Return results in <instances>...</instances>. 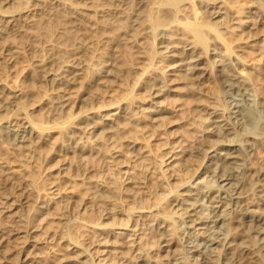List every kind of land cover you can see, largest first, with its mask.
Listing matches in <instances>:
<instances>
[{"label": "bare ground", "instance_id": "1", "mask_svg": "<svg viewBox=\"0 0 264 264\" xmlns=\"http://www.w3.org/2000/svg\"><path fill=\"white\" fill-rule=\"evenodd\" d=\"M0 217V264H264V0H0Z\"/></svg>", "mask_w": 264, "mask_h": 264}, {"label": "rangeland", "instance_id": "2", "mask_svg": "<svg viewBox=\"0 0 264 264\" xmlns=\"http://www.w3.org/2000/svg\"><path fill=\"white\" fill-rule=\"evenodd\" d=\"M5 220H2V218L0 217V224L4 223ZM142 239H145L144 236H142ZM54 239L51 240V244L48 245L51 247V250L48 251L46 250V248L41 249V255L42 257L45 259V264H54V263H58V261H62L65 259L66 256L71 255L70 251H67L64 246V244H53ZM47 246V245H46ZM45 246V247H46ZM125 252H128V250H124ZM15 254L12 252H7L5 253V257L6 259H11L10 263L15 264V260H16V256H14ZM127 255H130V252L127 253Z\"/></svg>", "mask_w": 264, "mask_h": 264}]
</instances>
